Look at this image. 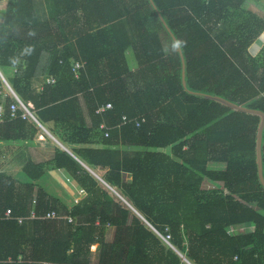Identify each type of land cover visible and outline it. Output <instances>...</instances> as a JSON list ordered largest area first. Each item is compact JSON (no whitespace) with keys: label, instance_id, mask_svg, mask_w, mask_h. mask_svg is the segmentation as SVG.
Here are the masks:
<instances>
[{"label":"trees","instance_id":"obj_1","mask_svg":"<svg viewBox=\"0 0 264 264\" xmlns=\"http://www.w3.org/2000/svg\"><path fill=\"white\" fill-rule=\"evenodd\" d=\"M44 1L46 19L0 0V142L28 177L0 167V264H264V19L249 0ZM4 79L87 166L27 154L41 128L12 118ZM58 168L87 193L72 209L37 184Z\"/></svg>","mask_w":264,"mask_h":264},{"label":"crops","instance_id":"obj_2","mask_svg":"<svg viewBox=\"0 0 264 264\" xmlns=\"http://www.w3.org/2000/svg\"><path fill=\"white\" fill-rule=\"evenodd\" d=\"M128 1L129 0H127V2ZM36 3H37L36 12L42 19H46L48 16V8L45 1L36 0ZM5 6H6V2H0V11H2L5 8ZM162 32L166 33V35H164L163 37L161 35ZM261 37L264 39V34ZM160 38L163 42L164 48L167 53H172L177 49V45L175 44L172 37L168 34V31L166 29L163 28L161 30ZM263 45H264V40L262 42V46L258 47L256 50L258 53L262 49ZM130 51L133 52V56L136 59L135 57L136 55L134 51L132 49H129L127 50V54H126L127 60ZM128 63H129L130 71H132L133 73L136 72L138 69V62L137 65L134 64L133 66L130 65L129 60ZM40 128L41 131H39V133L36 135L34 139V143H32L27 150V154L30 155L36 162H46L50 160L54 156L56 148L58 149L61 148L65 151H69L81 163L87 166L83 161H81L77 157V155H75L71 151V148L68 145L64 144L58 137H56L50 131L52 128H54L53 122L48 123L46 126L41 125ZM94 146L97 145L95 144ZM21 152L22 151L20 150L19 145L7 144L5 141L0 142V161L4 162L5 168L7 167L10 173H13L12 170H14V175L20 181L27 182L28 177L24 175L21 167L18 165L19 160L17 161L18 159L17 156H21ZM16 166L17 169H13L16 168ZM37 184L40 185L42 188H44L50 195L61 200L63 204L67 206L69 209L74 208L75 205H77L87 197V193L77 184V182L73 179V176L70 174V171L66 168L49 170L48 174L45 177H43L41 180H39Z\"/></svg>","mask_w":264,"mask_h":264},{"label":"built area","instance_id":"obj_3","mask_svg":"<svg viewBox=\"0 0 264 264\" xmlns=\"http://www.w3.org/2000/svg\"><path fill=\"white\" fill-rule=\"evenodd\" d=\"M85 67V63H82V62H79V63H76V65L74 66V72L76 73V77L78 78L79 77V72L82 68ZM4 83H5V86H6V89L8 91V94L11 95L16 103L13 104L10 108L11 110V116L12 118L16 117V114L18 112V110L20 109H23L24 110V113L22 115V118L23 119H27L28 117L32 118L35 122L38 123L39 126H41L39 124V121L37 120V118L34 116V114L29 110L28 107H26L22 102L21 100L16 96V94L14 93V91L12 90V88L9 86V84L5 81L4 79ZM48 83H51L53 84L54 83V79H49ZM113 108V105L112 104H109L107 107H104L101 112H104L105 110L107 109H112ZM125 120L128 121L127 117H125ZM139 125V124H137ZM104 131H106V137H110V130H109V127L106 125V124H103L102 127H101ZM11 210H9L7 212V216L8 217H11ZM30 218L32 219H35L37 218L36 217V214L35 212H31V215H30ZM44 219H58V218H61L60 215L58 213H56L55 211H51L49 213H47L44 217ZM66 219H68L70 222H74L73 218H70V217H65ZM23 219H20V223H22ZM45 264H48V263H45Z\"/></svg>","mask_w":264,"mask_h":264},{"label":"rangeland","instance_id":"obj_4","mask_svg":"<svg viewBox=\"0 0 264 264\" xmlns=\"http://www.w3.org/2000/svg\"><path fill=\"white\" fill-rule=\"evenodd\" d=\"M244 8H245L246 10H248V11H252V12H254V14H257L259 17H261V18L264 19V0H263L262 4L255 3V2H253L252 0H249V1L247 2L246 6H244ZM161 35H162V37H163L164 35H166V33H165V32H162ZM263 40H264V39L261 37V38H259V39L256 41V44L253 46V50L251 49V52H252L253 55H257V54H258V52H257L256 50H257L258 47L262 46V42H263ZM167 41H168V39H167ZM128 60H129L131 66H133L134 64L137 65V61H136V59L134 58V56H133V52H132V51L129 52ZM6 92L8 93L7 89H6ZM0 165H1V166H0L1 168H5V166H4V162L0 161ZM11 165H12V164H11ZM5 169H8V168L6 167ZM13 169H17V166H16V168H13ZM12 171H13V173H14V170H12ZM108 190L110 191L111 195H112L113 197H115L116 199H118V200H121V199H122V198L120 197V195H118V193H117L116 191L111 190L110 188H108ZM124 203H126V202L124 201ZM126 204H127V203H126ZM108 235H109V236H108V240H112L113 235H114V229H110L109 232H108ZM96 248H97L96 246H92L91 249H92V251H95Z\"/></svg>","mask_w":264,"mask_h":264},{"label":"water","instance_id":"obj_5","mask_svg":"<svg viewBox=\"0 0 264 264\" xmlns=\"http://www.w3.org/2000/svg\"><path fill=\"white\" fill-rule=\"evenodd\" d=\"M40 124V123H39ZM41 125V124H40ZM259 148H262V140L260 139V142H259ZM98 179H100L99 178V176H96ZM100 181H102L103 182V180H100Z\"/></svg>","mask_w":264,"mask_h":264}]
</instances>
